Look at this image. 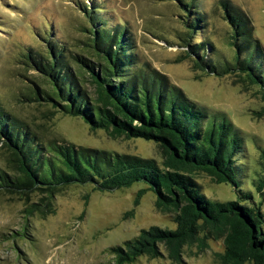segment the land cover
<instances>
[{
  "label": "trees",
  "instance_id": "trees-1",
  "mask_svg": "<svg viewBox=\"0 0 264 264\" xmlns=\"http://www.w3.org/2000/svg\"><path fill=\"white\" fill-rule=\"evenodd\" d=\"M97 3L81 8L91 26L86 30L89 49L73 50L51 33L44 48L28 49L26 63L47 81L46 88L35 84L32 99L81 119L92 131L103 129L114 138L153 141L163 161L65 140L45 142L0 104V141L20 173L0 169V191L53 192L69 184L112 191L143 182L147 187L139 190V196L152 191L156 208L171 214L176 228L153 226L113 246L116 264L164 256L162 246L180 261L185 245L198 243L204 250L211 238L224 239L225 252L220 257L225 264H264V175L257 183L261 195L257 201L241 187L248 158L243 133L227 113L209 112L168 75L144 61L128 22L116 21ZM179 4L185 28L178 45L194 67L217 76L234 74L242 83L259 86L264 95V46L246 14L221 1L234 49L229 60L215 52L205 34L207 14L199 0H179ZM260 153L264 158V147ZM200 172L216 183L231 184L238 198H209L198 181ZM23 229L16 236L24 235Z\"/></svg>",
  "mask_w": 264,
  "mask_h": 264
},
{
  "label": "rangeland",
  "instance_id": "rangeland-1",
  "mask_svg": "<svg viewBox=\"0 0 264 264\" xmlns=\"http://www.w3.org/2000/svg\"><path fill=\"white\" fill-rule=\"evenodd\" d=\"M221 1L199 0V7L207 14L205 34L214 43L215 52L232 60L231 29ZM227 1L246 14L264 46V0ZM94 2L116 21L128 22L144 61L168 75L209 112L228 114L248 146L241 187L260 201L257 183L264 175L260 155V147H264V95L234 74L217 76L197 70L192 59L184 56V48L178 45V36L185 28L179 0H0V104L29 124L45 142L65 140L163 161L164 155L153 141L114 138L103 129L92 131L81 119L32 99L35 84L46 88L47 81L26 63L28 49L44 48L49 33L73 50L89 49L86 30L91 26L81 8ZM11 158L0 141V169L20 175ZM197 178L209 198H238L231 184L216 183L203 172ZM146 187L136 182L112 191H99L91 184H69L53 192L39 188L0 191V264H116L113 246L153 226L176 228L172 215L156 208L152 191L139 196V190ZM21 229L26 233L16 236ZM208 245L204 250L198 243L185 245L180 261L162 246L164 256L142 257L133 264H225L220 257L225 252L224 239L211 238Z\"/></svg>",
  "mask_w": 264,
  "mask_h": 264
},
{
  "label": "water",
  "instance_id": "water-1",
  "mask_svg": "<svg viewBox=\"0 0 264 264\" xmlns=\"http://www.w3.org/2000/svg\"><path fill=\"white\" fill-rule=\"evenodd\" d=\"M259 89H260V87L259 86H257Z\"/></svg>",
  "mask_w": 264,
  "mask_h": 264
}]
</instances>
